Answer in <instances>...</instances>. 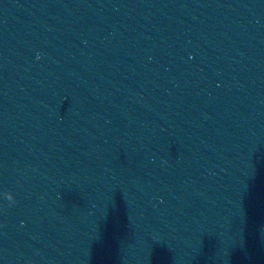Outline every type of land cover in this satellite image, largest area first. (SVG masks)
I'll use <instances>...</instances> for the list:
<instances>
[{
  "label": "water",
  "instance_id": "obj_1",
  "mask_svg": "<svg viewBox=\"0 0 264 264\" xmlns=\"http://www.w3.org/2000/svg\"><path fill=\"white\" fill-rule=\"evenodd\" d=\"M227 73L264 108V0H168Z\"/></svg>",
  "mask_w": 264,
  "mask_h": 264
}]
</instances>
